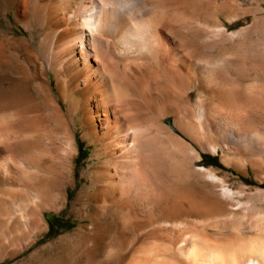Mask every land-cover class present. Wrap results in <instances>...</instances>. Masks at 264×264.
<instances>
[{
	"label": "bare ground",
	"instance_id": "obj_1",
	"mask_svg": "<svg viewBox=\"0 0 264 264\" xmlns=\"http://www.w3.org/2000/svg\"><path fill=\"white\" fill-rule=\"evenodd\" d=\"M226 6L197 0L193 11L213 25ZM184 8L180 0H0V17L11 15L16 24L11 30L0 29V192L50 188L63 190L66 199L75 182L78 152L69 102L80 112L85 137L97 146L95 165L86 177L93 181L91 186L102 183L96 186L101 195L130 201L144 198L143 190H154L156 177L166 185L183 181L184 153L163 124L166 115L145 114L140 119L132 111L133 93L152 107L159 94H170L159 91L157 76L168 77L181 97L185 77L203 108L230 118L241 108L231 45L193 60L192 50L184 49ZM167 111L169 115L178 109L168 105ZM28 164L54 167L57 180L50 183L29 172ZM108 218L95 225L101 235L94 260L87 264H111L107 247L119 242L127 223L121 208H111ZM224 226L219 232L227 235L225 245L192 233L176 248L179 261L264 264V217L241 221L233 216ZM155 259L141 257L136 264H164Z\"/></svg>",
	"mask_w": 264,
	"mask_h": 264
},
{
	"label": "rangeland",
	"instance_id": "obj_2",
	"mask_svg": "<svg viewBox=\"0 0 264 264\" xmlns=\"http://www.w3.org/2000/svg\"><path fill=\"white\" fill-rule=\"evenodd\" d=\"M180 1L185 6L184 49L192 50L193 60L220 53L231 45L239 113L230 118L203 108L202 99L190 89L185 77L181 97L168 77L157 76L159 91L170 94L168 98L159 94L152 107L140 103L139 94L133 93L132 111L140 119L145 114L166 115L163 124L177 137L175 145L184 153V180L166 185L161 177H156L154 190L141 191L144 198L122 201L101 195L97 188L102 183L91 186L93 181L86 177L95 165L97 146L85 137L80 112L69 102L67 114L77 126L75 182L67 190L66 199L63 190L50 188L0 192V264L93 262L101 235L95 225L110 221L111 208L123 209L127 223L119 244L107 247L111 264H136L141 257L182 264L176 248L185 237L195 233L197 238L225 245L227 235L219 230L233 216L241 221L264 217V0H215L227 6L213 25L193 11L197 0ZM11 20V15L0 17V29L11 30L16 25ZM228 25L230 43L224 32ZM168 105L176 107L177 113L167 115ZM51 129L49 126L47 130ZM49 142L47 147L51 146ZM32 156L36 158V154ZM29 165V172L45 176L50 183L57 180L54 167L38 169Z\"/></svg>",
	"mask_w": 264,
	"mask_h": 264
}]
</instances>
